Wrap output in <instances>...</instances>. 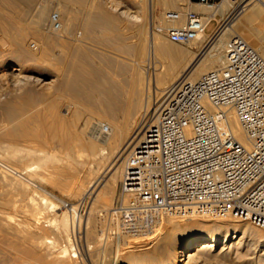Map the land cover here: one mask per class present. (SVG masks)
<instances>
[{"label": "bare ground", "instance_id": "1", "mask_svg": "<svg viewBox=\"0 0 264 264\" xmlns=\"http://www.w3.org/2000/svg\"><path fill=\"white\" fill-rule=\"evenodd\" d=\"M154 1L155 0H129V2L124 5L125 9L121 11V14L140 20L142 16L146 18V7H148L147 16L150 22V32L148 31L150 34H148L147 39L145 35L147 32L144 34L138 31L139 34L136 35L135 43L126 48L128 51L142 55V53H145L147 40L146 55H148V61L145 62V60H143L144 58L141 59L140 57L132 59L133 63L130 71H132L133 76L130 86L128 87L121 81H117L114 78L110 79L103 68H90L91 70H86L79 65V58L81 55L85 54V51L81 46V41L83 40L82 32H74L73 20L78 15H83L88 19L85 24L86 32L91 33L93 31L102 30L106 33L103 36V40L108 41L110 37L109 31H115L117 25L114 15L102 4V2L106 3L107 0H0V40L3 42L1 46H6L7 44L10 47L12 46L11 49H9L12 52L10 57L15 62L10 64L11 66L9 69L19 71V73H9L12 77L16 79L20 78L19 80L32 79L31 75L24 73V63L28 61H40L42 63L46 61L50 63L52 59H57L56 61H58V64L61 63L60 66H62V64L68 66V68H66V75L62 76L63 71H59L61 73L55 72L52 77L53 79H51L50 85H53L52 81L54 82L56 79H58V82L54 85L55 90L53 94H51L53 99L51 100L52 102L50 101L51 107H48V111L50 110L51 113L57 115L55 121L51 123L48 122V125H52L51 127L54 129L53 133L55 135L53 139L58 137V140L61 141L59 142L60 144L65 143L68 145L74 143L75 145L79 143L84 149L88 148V155H90L92 159V166L94 165L95 169L98 171L92 178H86L88 184L85 187V192L89 197H95V204L97 201L100 202L101 200V202H104L102 204L108 206L107 201L110 199L107 198L108 194L111 196L115 190H117L114 201L116 205L120 201H127L129 199L128 195L122 194L120 186L116 189L124 171L126 156L142 134L145 111L157 109L164 101L169 87H172L183 77L189 81H195L201 74L221 66L224 62L226 41L231 35L239 34L243 37L246 36L247 38H244L246 40L248 39V41L264 56V0H221L218 3L207 6L200 3L196 4L197 7H201V9L203 8L210 12L205 17L206 20L211 17H216L217 13L224 16L225 12L231 7L234 8V13L229 20L230 22L228 21L229 23L227 22L228 24L226 23L215 36L210 37V34L204 33L190 41L188 43L190 47L187 48L180 46L175 41L172 42V40H168V37L164 36L161 32L165 29L178 28L185 24L184 12L186 11L187 1L160 0V3L165 7L169 9H178L177 11L180 13L178 19H171L168 18L167 13L173 11L166 10L164 17L167 21L176 24L175 26L173 25V27L153 26ZM50 2L53 4L56 3V10L53 12L59 15L61 22V27L58 30H53L50 27V19L54 14L50 12ZM21 3L26 6L23 10L18 6ZM75 3L78 4V7H74ZM117 5L119 4L115 6ZM21 12H23L25 16H28V18L30 17L27 23L24 21L26 23L25 25L22 24L24 27L21 25L20 19L16 20L11 17L13 13L20 14ZM165 18L163 20H165ZM221 20L222 19H220V21ZM258 23L262 25V34L259 36V39L254 40V38L248 37L247 34L248 32L252 33V29L256 28ZM164 24L166 23L164 22ZM259 28L256 29L259 30ZM117 29H119V27ZM48 32L56 33L55 38L52 37L51 34H48ZM30 33L36 35V37H40L38 38L40 39V43L38 42L39 46L36 48V50L38 49L37 53H34L36 51L33 52L28 46V40H30L29 37L31 36ZM65 38H68V40H65ZM194 48L199 49V51H196ZM55 49L57 50L54 53L53 51ZM114 67L116 70H124V65H118V63H115ZM62 69L64 68L62 67ZM4 74L6 75V73H0L2 76ZM144 90H146V95L143 102V115H141L142 118L139 119L138 123L132 126L129 124H113L108 120L103 122L101 119L92 120L93 118H88L84 124L82 123V127L77 125L78 127L75 129V134L68 133V135H66L63 132L58 133L56 131L57 129H62L64 123L76 124V120L81 116V111L78 108L72 110V107H67L66 112H62L61 114L58 113L60 109H58L60 99H56L54 93H56V95L58 92L63 94L68 93L75 99L83 95L87 99H94L96 104L99 102L101 107L103 106V101H105L107 106H119L125 111L126 109H131L130 107H132V105L130 103L118 105L119 97L126 92L141 97ZM33 98L35 101H39L45 98V94L41 95L40 93H36V95L31 98V101ZM31 105L29 100L26 102H16L11 99L5 103V117L12 123V127L6 132L7 136H22L29 138L32 134L34 136L37 134L36 132H40L37 129L38 131L36 130L32 133L34 127L31 126V122L35 121V119H39L40 121L45 120L44 114L46 111L45 109H43L45 112L36 109L32 115H29ZM70 111H72L71 115ZM44 122L46 123V120ZM44 122L42 125H45ZM7 124L9 123L5 125ZM48 125L46 123L45 126ZM230 125L238 140L248 145L246 132L235 113L230 115ZM48 127L50 128V126ZM39 135L40 133H38L37 137H41V140H47V137L43 139L42 136ZM63 140L67 141L64 142ZM69 140H76V142L70 141L67 143ZM7 146L10 152H14V154L17 151L22 153L21 149H18V147L11 142ZM22 150L27 151L24 152L26 153L24 157L29 158L28 155L33 154L31 150ZM84 151L87 152V149ZM43 152L44 151H42V153ZM69 153L71 154V151ZM9 155H11V153ZM71 156L73 155L71 154ZM35 157L36 156H34V158ZM54 157L55 155L53 153L47 152V158L49 160H53ZM34 163L36 162L33 161L31 164ZM37 165H39V163ZM25 167H27V165ZM74 178L76 185L77 183L79 185L78 189H76V192L79 193L84 189V178H81V171H79ZM72 182H74V180ZM43 198L45 201L47 200L45 196H43ZM47 203L48 202L44 205H48ZM113 208L114 207H110L106 209L112 217L115 214L112 211ZM95 210L94 207L91 208L89 215H87V230L94 229L96 225L94 216V214H96ZM112 219L117 220L116 217ZM60 221H62L64 226H62V230L64 229L68 232V228L70 229L72 227L74 229L76 226L79 228L82 219H80L76 211V206H74L71 216L69 217V214L64 213ZM239 221H241L240 218L227 216L216 218L211 223H203L196 219H179L163 215L158 219L152 232L141 234L142 239L143 236H148L146 239H149L148 242L142 244L145 246L144 248H139V245L129 242L127 239L125 241L121 233L122 235L120 234L117 245L119 255L117 254L118 257L113 264H208L209 262L207 263L205 258H203L204 256L201 255L202 251L213 253L216 258L214 262H211L213 264H234L236 262L240 264H264V229L251 226L248 221ZM31 225L29 215L22 218L0 215V264H29L30 255L33 252L30 243L33 242L31 241L32 238H35ZM119 227H121V224ZM43 237L42 239H45ZM146 239L140 240L139 242L144 243ZM42 242L43 241H41V243ZM127 243L128 245L126 246L129 248L127 251L129 253H127V251L122 252L124 249L122 245ZM218 249L219 251L214 253ZM67 250L68 248H63L61 251L63 254L59 258L64 257L67 254ZM70 251H72V249ZM258 251L261 252L258 253ZM67 262L62 259L58 260L59 264H68Z\"/></svg>", "mask_w": 264, "mask_h": 264}, {"label": "built area", "instance_id": "2", "mask_svg": "<svg viewBox=\"0 0 264 264\" xmlns=\"http://www.w3.org/2000/svg\"><path fill=\"white\" fill-rule=\"evenodd\" d=\"M203 5L220 0H189ZM239 1V0H238ZM234 8L213 32L205 19L186 12V22L168 30L170 40L189 43L207 33L215 36ZM178 19V11L168 12ZM50 27H61L54 13ZM235 113L248 145L232 131ZM122 194L112 209L121 230L131 236L154 230L158 219L234 216L264 229V56L239 34L225 45L221 66L195 81L181 78L167 89L157 109L145 111L141 137L126 156Z\"/></svg>", "mask_w": 264, "mask_h": 264}, {"label": "rangeland", "instance_id": "3", "mask_svg": "<svg viewBox=\"0 0 264 264\" xmlns=\"http://www.w3.org/2000/svg\"><path fill=\"white\" fill-rule=\"evenodd\" d=\"M179 1L180 2L187 1L188 3H190L189 0H179ZM128 2L129 0H107L106 3L102 2L103 6L106 7V9L114 15V19L117 25V27L115 28V31H109L110 33L108 32L110 36L108 41L103 40V36L106 33H104L102 30L93 31L91 33L86 32L85 24L88 21V19L84 17L83 15H78L77 17L74 18L73 26H74V32L77 33L78 31H81L82 36H83L82 37L83 40L81 41L82 42L81 46H82V49L85 51V54L80 56L79 65H81L82 68H85L86 70L103 68L107 76L110 79L114 78L117 81H121L122 83L126 84L125 86L129 87L132 76H133L132 71H130L132 63H133L132 59H135V57L136 58L140 57L141 59L144 58L143 60H145V62L148 61L147 59L148 55H146L147 45H148L147 40H146L145 53H142V55H139L137 53L135 54L132 51H128L126 50V48L135 43L136 35H138L139 32H143L144 34L147 32V34H145L146 39H147L148 34H150L149 33L150 32V22H149V17L147 16L148 7H146V11H147L146 16H145L146 18L142 16V19L140 20L133 19L124 14H121V11L125 9L124 5L127 4ZM193 2H196V1H193ZM114 4L115 5L119 4V5L115 6ZM18 6L19 8H21V10H23L26 7L22 3L19 4ZM75 6L78 7V4L75 3L74 7ZM232 9H233L232 7L229 8L225 12L224 16L229 14L232 11ZM55 10H56V3L53 4L50 2L51 14L54 13L53 11ZM166 10L177 11L178 9L177 10L174 8L169 9L165 7L164 5H162L160 3V0L154 1V20H153L154 27H156V25L168 26V27H173V25L174 26L176 25L166 20V18L164 17ZM218 16L220 15L218 14ZM11 17L15 18L16 20L20 19L19 21L21 25L22 24L25 25L30 20V17L28 18V16H25L23 12H21L20 14L13 13ZM164 18L165 20H163ZM162 20L166 24H164ZM185 21H186V18H185ZM216 24H217V21L213 20L208 26V29H207L208 32L212 31L216 27ZM258 24L256 28L260 27L259 30L256 28L252 29V34L257 37H259L262 34L261 33L262 25L260 23ZM118 27L119 29H117ZM138 27L140 28V30ZM46 30H49V29H46ZM161 32L164 36L168 37V40H170L168 36V29H165L164 31H161ZM30 34L31 36L29 37L30 40H28V46L33 52L36 51L34 53H37L38 49L36 50V48L39 46L38 42L40 41V39L38 38L40 37L39 36L36 37V35L32 33ZM48 34H51L52 37L55 38L56 33L48 32ZM244 37L247 38L246 36ZM65 40H68V38L67 39L65 38ZM2 44L3 42L0 40V46ZM177 44H179L180 46L184 48L190 47L188 43L177 42ZM11 47L8 46V44L6 46L0 47L1 49L0 50V73H6V75L5 74L3 76L0 75V121L1 120L3 121V123L2 121L0 122L1 123L0 130L3 128L0 131V140H1L0 141V215H3V216L5 215L6 217L7 215L8 217L15 216L17 218H22V217H25L26 215H29L31 219V224H32L31 225L32 231L34 232V236L36 238V239L32 238L31 241L33 242L30 243L33 252L30 255L31 260L29 259V264H46V263L47 264H57L58 260L60 259H62L65 262L68 261L67 262L68 264L70 262H71L70 264H113L119 255V251L117 250V247H118L117 245H118V238L121 233L123 234L121 235L123 239L125 238L124 239L125 241L127 239V241L129 242H133L139 245L140 246L139 248H144L145 246H143L142 244H145L146 242L149 241V239H146L148 236L147 237L143 236V239H146V241L142 243V242H139L140 240L141 241L143 240L141 238V235L131 236L126 233H123V231L121 230V227H119L120 225L119 218L114 215L112 217V215H110L108 210H106L110 207H115L116 204L114 203V201H115V195L117 193V190H115L111 196L108 194L107 198L111 199L107 201L108 206L102 204L104 202H101V200L100 202L97 201L95 204L94 202L95 197L94 196L89 197L86 194L85 187L88 184V181L86 180V178L87 179L92 178L93 176L97 174V171H98L97 169H95L94 165L92 166V163H91L92 159L90 155H88V148H85L87 149V152H85L84 147L80 145L79 143H76L75 145L74 143L72 144L70 143L67 145L64 143L67 140L66 141L63 140L64 144L62 143L60 144L59 142L61 141L58 140L59 139L58 137L53 139L54 138L53 136H55L53 133L54 129H52L51 124L48 125V122L51 123L55 121L57 114L51 113L50 110L48 111V107L49 108L51 107L50 104L52 102L51 100L53 99L51 94H53L55 90L54 85L58 82V79H56V81L54 82L52 81L53 85H50L51 79H53L52 77L55 72L63 71L62 76L66 75L67 73L66 68H68V66L67 65L65 66L64 64L60 66L61 63L58 64V61H56L57 59H52L50 63L46 61L43 63L40 61H28L24 63V67H25L24 73L27 75H31L32 79L30 78L27 80H19L20 78L16 79L9 74L11 72L19 73L18 70L13 71L9 69L11 66L10 64L15 62L10 57L12 52L9 49H11ZM194 49H196V51H199V49L197 48H194ZM56 50L57 49H55L53 52L55 53ZM115 63H118V65H124V70H116L114 67ZM62 67L64 69H62ZM82 81H85V80H82ZM40 91H42L43 93ZM36 93L38 94L40 93L41 95L45 94V98L40 99L39 101L38 100L35 101L33 98L32 101L33 100L34 101L32 102L31 98L34 95H36ZM54 94H55L54 96H56L55 97L56 99H60L59 100L60 104L58 105V109L60 108L61 110L59 109L58 113L61 114L62 112H66L67 107H72V110L75 108H78L81 111V116L79 118L80 120L77 119L76 124L73 123L74 125H72V123L71 124L64 123L62 129L56 130L58 133L63 132L64 134L68 135V133L75 134L74 133L76 131L75 129H77L78 126L82 127V125L85 123V121H87L88 118L89 119L93 118L92 120L101 119L103 122L108 120V121H111L113 124H127V125L129 124L131 126L138 123L139 119L142 118L141 115H143L142 114L143 105H144L143 102L145 99L146 90H144L141 97H139V95L135 96V95H131L130 93L128 94L127 92L125 94L123 93L119 97L117 104L120 105V104L130 103L132 105V107H130L131 109H126L125 111L124 109H121V107L119 106H113V105L107 106V103L105 101H103V106L101 107L99 102H97L96 104L94 99H87L83 95L75 99L68 93L63 94V93L58 92L57 95L56 93ZM11 99H13L16 102H21V101L26 102L29 100V102H31L32 104L29 109V115H32V113H34L36 109L41 110L43 112L46 111L45 112L46 115L44 114V117H45L47 125L50 126L51 129L48 126H45L46 125V123L44 122L45 120L40 121L39 119L37 120L35 119V121L31 122V126H33L35 129V130L32 129L33 130L32 133H34L37 129L40 131V132H36L37 133L36 135L33 136L32 134L31 135L32 137L30 136L29 138L22 137V136H12V137L7 136L6 132L12 127V123H10L9 120L5 117L4 105L6 102H8ZM43 109H45V111ZM71 113L72 111H70V115ZM70 115H67V116H70ZM38 121L41 123H39ZM43 122L45 123V125H42ZM6 123H9V124L5 125ZM38 133H40L39 136H42L43 139L47 137V140L46 139L41 140L40 139L41 137L40 138L37 137ZM70 141L71 140H69L67 143H69ZM10 142L13 143L15 146H17L18 149H21L22 153L20 151H17L15 154L14 152H10L7 146ZM71 142H76V140L75 141L72 140ZM22 149L31 150L33 154H29L28 155L29 158L24 157V154H26L24 152H27V151H24ZM42 151L44 152L42 153ZM45 151L53 153L55 155L53 160L55 161H53L52 159L49 160L47 158V152ZM70 151L73 156H71V154L69 153ZM10 153L11 155H9ZM33 155L36 157L34 158ZM23 159H27V160H23ZM33 161L36 163L31 164L33 163ZM44 161L46 163L47 162L49 163L46 164ZM38 163L39 165H37ZM26 165L28 168L25 167ZM79 171H81V178L82 179L84 178L83 179L84 189H82V191L77 193L76 189H78L79 185L78 183L76 185L74 176L77 175ZM122 178H123V174L118 182V186L116 187V189H118V187L120 186V190H121ZM73 180L74 182H72ZM43 196L47 198L46 201L43 198ZM46 202H48L47 203L48 205H44L46 204ZM74 206H76L77 214L80 216V219H82V221H80L79 228L77 226L74 229L71 227L70 229L68 228V232H67L64 229L62 230L64 226L62 224V221H60V219L64 213L69 214V217H70L73 212ZM93 207L96 209L95 210L96 214H94L96 225L94 229L87 230V226H86V220L88 217L87 215H89L90 210ZM101 212L102 213L104 212V213L102 214ZM60 213H63V214H60ZM114 217H116L117 220L112 219ZM188 219H196L199 222H203V223L204 222L211 223L214 220V219L207 218V217L202 218L201 216H195V217L188 218ZM115 220H116V223H115ZM168 220H171V219H168ZM250 225L254 226L251 223ZM42 233L46 236H44ZM41 236L42 237L44 236L43 238L45 239H42ZM137 240H138V243H137ZM41 241L43 242L41 243ZM69 244H72V245H69ZM126 245H128V243L122 245V248H124L122 252H126L127 250H129L128 246ZM63 248H68L67 254H66L67 256L65 255L64 257L59 258L63 254L61 253ZM71 249L72 251H70ZM218 251L219 249L214 253H217ZM260 252L261 251H258V253ZM127 253L129 252L127 251ZM201 253H202L201 255L204 256L203 258H205L207 263L209 262L208 264H213L211 262H214L216 260L213 253H210L209 251H202ZM234 264H240V263L236 262Z\"/></svg>", "mask_w": 264, "mask_h": 264}, {"label": "crops", "instance_id": "4", "mask_svg": "<svg viewBox=\"0 0 264 264\" xmlns=\"http://www.w3.org/2000/svg\"><path fill=\"white\" fill-rule=\"evenodd\" d=\"M196 4H198V2H193V1H190V3L187 2L186 11L184 12V18H186V12H187V11H195V12L201 14V15H204V17H206V16L210 13V12L206 11V10L203 9V8L201 9V7H197ZM200 11H201V12H200ZM218 14H219L220 16H218ZM223 17H224V16H223L222 14L217 13V16H216V21H217L216 27L218 26V24H219V22H220V19H223ZM221 21H222V20H221ZM216 27H215V28H216ZM215 28H214V29H215ZM214 29H213L212 31H210V32H213ZM249 33H250V35H249ZM247 36H248V37H251L252 39L254 38V40H255V39H259V37L253 35L251 32H248ZM253 36H254V37H253Z\"/></svg>", "mask_w": 264, "mask_h": 264}]
</instances>
